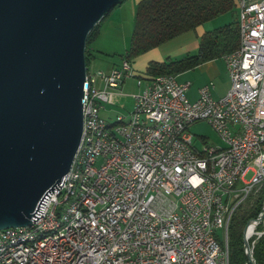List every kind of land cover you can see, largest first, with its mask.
Instances as JSON below:
<instances>
[{
	"label": "built area",
	"instance_id": "obj_1",
	"mask_svg": "<svg viewBox=\"0 0 264 264\" xmlns=\"http://www.w3.org/2000/svg\"><path fill=\"white\" fill-rule=\"evenodd\" d=\"M234 3L240 43L224 56L230 84L219 97L212 81L190 99V80L136 75L133 108L115 115L123 125L107 127L101 108L135 75L132 62L87 69L72 163L29 224L0 228V264H230L233 213L264 186V0ZM198 120L221 145L203 135L195 143L190 125ZM81 150H90V161L86 175L76 176ZM62 216L69 224L58 233L5 248L9 237L57 225ZM263 233L261 208L245 223V253Z\"/></svg>",
	"mask_w": 264,
	"mask_h": 264
},
{
	"label": "water",
	"instance_id": "obj_2",
	"mask_svg": "<svg viewBox=\"0 0 264 264\" xmlns=\"http://www.w3.org/2000/svg\"><path fill=\"white\" fill-rule=\"evenodd\" d=\"M120 1L0 0V228L29 224L68 171L82 133L87 34Z\"/></svg>",
	"mask_w": 264,
	"mask_h": 264
},
{
	"label": "trees",
	"instance_id": "obj_3",
	"mask_svg": "<svg viewBox=\"0 0 264 264\" xmlns=\"http://www.w3.org/2000/svg\"><path fill=\"white\" fill-rule=\"evenodd\" d=\"M234 7V0H139L129 45L122 57L132 62L137 55L148 49L184 31L194 29L199 24ZM111 9L87 34L86 65L89 63V45L98 36L100 23ZM239 43V29L235 15L233 20L205 30L199 37L198 49L195 52L177 58L168 56L163 60H150L145 68V75L178 74L204 61L224 57L238 48ZM263 197L264 186L256 196L233 213L229 224L230 264H250L244 252L243 229L247 220L257 215L262 208ZM252 255L257 264H264V233L254 242Z\"/></svg>",
	"mask_w": 264,
	"mask_h": 264
},
{
	"label": "crops",
	"instance_id": "obj_4",
	"mask_svg": "<svg viewBox=\"0 0 264 264\" xmlns=\"http://www.w3.org/2000/svg\"><path fill=\"white\" fill-rule=\"evenodd\" d=\"M138 1L139 0H123L122 2L114 6L109 12V14L106 16V18L100 23L98 36L89 45V62L93 63L97 61L99 69L108 71L113 65L117 64V61H120V59L122 58L123 53L129 45ZM203 24L204 23L199 24L194 28L195 37L194 39H192L193 41L191 40L190 42H185L183 40L182 46L184 47L183 49L178 50L177 52L170 47H163L165 46V44H167L164 43L167 41H164L161 44L139 54L138 56H141V58L146 61L144 67L146 68L150 60H163L168 56L172 58H177L183 56L186 53L195 52L198 49L200 35L205 30L213 28H205ZM183 33L178 34L177 37L180 39L183 38ZM117 53L119 54L120 58L115 55ZM218 58L220 57L204 61L195 66L194 68L176 74L178 76H181L179 78L181 79L180 81H191V84L187 90V95L190 99L196 98L198 95L199 87L209 81H212L213 83L212 95L214 97H219L226 92L230 84V79L227 73L226 63L224 59V69L227 73L228 81L225 83L223 81L224 84L222 85L218 83L221 80L220 75L222 74L221 68L219 69L216 63L217 61H215ZM132 67L134 73L141 72V70H138L136 66L135 58L132 60ZM142 73L145 75V70H143ZM138 75L140 74L138 73ZM125 79L122 81L119 87L120 92L116 94L121 93V90L123 89L122 86L125 85Z\"/></svg>",
	"mask_w": 264,
	"mask_h": 264
},
{
	"label": "rangeland",
	"instance_id": "obj_5",
	"mask_svg": "<svg viewBox=\"0 0 264 264\" xmlns=\"http://www.w3.org/2000/svg\"><path fill=\"white\" fill-rule=\"evenodd\" d=\"M236 13H237V9L236 7H234V9L221 13L205 21L203 26L205 28H211L214 26L224 24L225 22H228L229 20H233L235 18ZM184 33H183L184 37L181 39L175 36L171 39L166 40L167 42H164V43H167V44H165V46L163 47H170L176 52L178 50L183 49L184 46H182L183 45L182 41L184 40L185 42H190L195 37L194 29L184 31ZM168 41H171V42H168ZM115 55L118 58H120L118 53ZM135 60H136V66L138 70H141V72H138V73L140 75H144L142 71L145 70L144 66H145L146 61H144V59H142L141 56H138V55L135 57ZM215 61H217L216 63L219 69L221 68L222 70V74L220 75L221 80L218 82L220 83V85H222L228 81L227 73L225 72V69H224V62H223L224 58L220 57ZM87 68L90 70H96V69H99V65L97 64V61L93 63L89 62L87 65ZM138 73H135L134 76H128L125 79L126 80L125 85L122 86L123 89L121 90V93L112 95L110 101L105 103L104 106L101 108V114L104 117H106L109 121L113 122L114 120H116L115 115L117 114L127 115L128 112L133 108L134 98L132 96V93L140 90V86L137 85V77H136ZM180 77L181 76L177 75V79H179ZM190 130L194 133L195 143L199 146L202 144V140H200V137H199L200 135L205 136L206 141L209 142L210 144H213V145L222 144V141L218 133L216 132V130H214V128L205 120L195 121L194 123L190 125Z\"/></svg>",
	"mask_w": 264,
	"mask_h": 264
},
{
	"label": "bare ground",
	"instance_id": "obj_6",
	"mask_svg": "<svg viewBox=\"0 0 264 264\" xmlns=\"http://www.w3.org/2000/svg\"><path fill=\"white\" fill-rule=\"evenodd\" d=\"M114 122L107 120V127H115V125H123V117H116ZM90 161V150H81L79 167L76 169V176L86 175V163ZM74 191H81L82 177L73 179ZM69 224V216H62L57 220L56 224H48L42 228L32 231L30 234H15L5 240V248H16L21 245L37 243L46 237L58 233V228H65Z\"/></svg>",
	"mask_w": 264,
	"mask_h": 264
}]
</instances>
